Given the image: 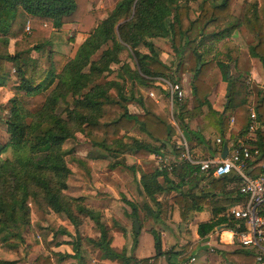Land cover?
Returning <instances> with one entry per match:
<instances>
[{"label":"trees","instance_id":"trees-1","mask_svg":"<svg viewBox=\"0 0 264 264\" xmlns=\"http://www.w3.org/2000/svg\"><path fill=\"white\" fill-rule=\"evenodd\" d=\"M93 1L0 0V87L6 81V64L12 65L17 77L13 87L15 95L9 100L8 115L3 120L8 141L0 146V240L7 245L10 239L23 242L22 233L30 225L31 206H34L45 214L65 215L74 228L79 226L77 216L92 221L99 237L88 242L105 260H119L122 264H159L164 257L166 264H185L186 254L194 250L187 251L186 245L180 253L163 252L160 235L154 231H151L154 258L136 260L127 257L124 251L115 252L100 213L79 204L81 198L65 194L70 165L89 170L96 158H81L75 149L63 146L81 134L91 146L113 158L126 154L136 158L162 157V149L176 131L156 104L148 97L136 96L131 89L128 92L119 73L121 82L97 83L101 76L111 72L112 65L120 64L119 55L125 49L131 53L137 69L132 70L127 65L121 67L130 86L137 84L148 88V80H151L162 87L156 78L175 81L174 73L160 60L152 42L158 38L169 40L178 59V69L184 68L183 54L189 51L188 71L192 73L194 107H207V124L221 136L229 132L230 140L242 139L250 123L248 87L242 77L250 75L251 60L259 61L264 73V11L256 4L245 5L237 18L232 14L236 0H201L199 13L191 20L188 4L199 0H119L105 11L90 10ZM67 24L76 25L78 33L88 35L74 58L53 50L51 39L36 41V31L48 27L58 31ZM240 24L253 39L246 51L226 41ZM27 26L29 32L25 34ZM12 40L13 53H10ZM207 45L215 49L209 60L205 59L203 51ZM103 47L106 49L100 57L93 60ZM141 47L147 52L142 53ZM43 60L45 66H41ZM232 68L238 73L235 78L231 76ZM221 81L227 82L229 88L225 111L218 113L212 109L208 97ZM163 91L168 97L167 91ZM68 97L72 103L64 109L65 117H62L57 110ZM129 102H135L141 112H130ZM28 108L35 111L30 112ZM185 112L186 105L176 103L173 107V116L184 141L190 143L194 139L203 143L201 134L189 129ZM255 115L257 129L253 145L259 154L251 165L254 167L252 174L259 175L264 174V94L255 107ZM136 131L150 142L137 139ZM8 150L13 157L1 158ZM123 165L134 172L132 166ZM138 191L154 203L156 210L145 208L156 223L166 219L167 210L173 205L178 207L181 219L191 222L207 208L210 220L199 223L196 228L200 240L218 228L227 230L237 225L227 215L229 208L242 200L233 175L213 178L179 159L168 167L141 173ZM170 192L175 193L171 200L156 199L157 195ZM123 201L131 208L133 218L138 219L135 204L125 198ZM60 232L69 235L64 230ZM138 236L133 230L134 245ZM73 245L76 252L73 257L77 258V244ZM222 255L228 264H255L253 253L244 249L222 252ZM54 257L57 263L71 258L60 253ZM0 264L16 262L0 260ZM33 264L54 263L51 257H38Z\"/></svg>","mask_w":264,"mask_h":264},{"label":"rangeland","instance_id":"rangeland-1","mask_svg":"<svg viewBox=\"0 0 264 264\" xmlns=\"http://www.w3.org/2000/svg\"><path fill=\"white\" fill-rule=\"evenodd\" d=\"M119 0H94L91 3L90 10L105 11L112 8ZM201 0L197 2H190L189 17L194 20L199 13V5ZM256 4L258 9L264 11V0H236L232 5V14L240 18L245 5ZM43 31H36V41H47L51 39L52 49L63 53L69 58H74L80 45L86 40L84 36L82 38L77 36V28L74 24L64 25L58 31H52L49 27L43 28ZM28 26L25 28L24 33L28 34ZM81 34V33H79ZM84 35V34H82ZM86 35V34H85ZM226 41H232L242 51H246L248 46L253 43V39L242 27V24L231 34L230 39ZM160 60L170 67L172 73H174L176 83L180 84L184 92V98L178 104L186 105L187 112L184 113L185 119L189 128L195 130L200 129L202 131L203 144L191 141L185 143L181 131L179 130L176 117L173 116V106L170 104L168 97L165 95L164 89L155 81L148 80V88H141L139 85L130 84L126 81L127 75L122 71L123 65L129 66L130 69L136 70L135 61L131 57V53L128 49L123 50L120 55V64L112 65L111 72L101 76L97 83H106L109 81L121 82V79L117 73L123 76L124 88L129 92L131 89L135 95L143 98L151 99L164 117L171 123L175 129L176 135L172 140L167 142V145L162 149L161 156H150L145 158H136L130 154L113 158L107 153L98 150V148L90 145L89 141L77 134L74 140H69L64 144V149H75V153L82 157L92 156L96 159L93 160L89 166V170L77 169L70 165L71 175L68 179V189L66 195L81 200L78 202L81 205H86L93 210L97 211L101 215V223L105 225L109 230V237L111 239V248L117 252H125L127 257L136 258V248L138 244L134 245L133 242V230L134 223L131 215V208L123 201L126 200L132 202L136 206L138 225L140 227L139 236L144 232L150 230L158 233H164V240L167 246H165V252L172 251L174 253H180L184 250V246L187 245V251L193 249V252H188L185 256V264H193L190 262L192 258L195 259L194 253L202 256V252H197L196 247L200 248V239L195 237L194 224L197 219L201 220L209 216V210L205 208L203 214L195 216L194 220L186 221L179 217V210L176 205L170 206L167 210L166 219L156 223L155 220L146 211L147 207L151 210H156L154 203L150 202L144 196L139 195L138 191V178L141 173H151L158 167H168L170 164L183 159V156L189 155L191 159L206 160L208 159L206 151L212 149V141L216 138V133H212L209 125L207 124L206 115L208 114L207 107L195 109L194 97L191 91L192 73L188 71V56L189 51H185L183 54L184 68L178 69V59L175 56L170 42L168 39H153L152 40ZM14 41L10 42L9 52L13 53ZM103 47L95 56L93 60H97L101 52L105 50ZM142 53H146V49L140 48ZM204 57L206 60L211 59L215 54V49L209 45L203 48ZM35 56V55H34ZM253 60H251L252 62ZM254 63L258 67L260 78H257L259 83L256 84L252 80V64L250 66L251 71L249 76H243L242 79L248 87V108L254 109L259 103L264 89L261 88L264 73L262 65L259 61L255 60ZM41 66H45V60L42 61ZM40 66V67H41ZM5 83L0 87V146L4 145L8 141V134L3 120L8 115L9 100L15 95L13 87L17 84V77L10 63L5 65L4 69ZM231 76L237 77L238 73L232 68ZM170 80V79H169ZM174 81V82H175ZM150 83V84H149ZM224 82H220L216 87L212 88V91L208 97L210 104L219 108L222 112L225 111L227 106L226 95H220V86ZM227 83V82H226ZM223 91V89H221ZM153 94V96L151 95ZM72 103L70 97L66 98L65 102L59 105L57 112L64 115V109ZM128 109L132 113H140V109L135 102L128 103ZM30 112L35 111L34 108H28ZM134 136L137 139L150 142L149 139L140 132H134ZM218 138L220 136H217ZM221 139V137H220ZM13 153L8 150L1 158L11 159ZM140 163H138V162ZM119 163L120 165H118ZM132 166L134 172L126 169L123 164ZM174 181H177L173 178ZM161 181V180H160ZM175 193L170 192L167 194L157 195L156 199L160 201H169ZM74 206L76 204H73ZM169 207V206H168ZM79 226L74 228L71 222L65 215H55L52 213L45 214L40 212L36 207L31 206L30 225L22 233V241L19 242L14 239L8 241L11 245H16L15 248H11L7 244L0 240V260L16 262V264H33L38 257H51V261L54 264H122L121 261H109L102 257V253L95 249L88 241L98 239V229L92 221L83 217L77 216ZM64 230L69 235L62 234L60 231ZM60 232V233H59ZM151 234V232H150ZM160 239L163 241L162 235ZM150 241V242H149ZM161 241L162 248L164 249L163 242ZM73 243L77 244L78 256L73 257L76 252L73 250ZM58 245V246H57ZM154 243L152 236L143 237L141 241L140 251L138 255L146 251L150 252L153 249ZM163 251V252H164ZM60 253L64 256L71 258L66 259L64 262L57 263L54 254ZM144 254V255H145ZM79 258V259H78ZM152 259V258H145Z\"/></svg>","mask_w":264,"mask_h":264},{"label":"built area","instance_id":"built-area-1","mask_svg":"<svg viewBox=\"0 0 264 264\" xmlns=\"http://www.w3.org/2000/svg\"><path fill=\"white\" fill-rule=\"evenodd\" d=\"M155 80L167 91L172 106L174 102L183 100L184 92L180 84L165 78ZM249 121L246 135L231 142V149L225 159H221L220 155L206 160L191 159L187 153L183 160L213 178L233 175L237 179L242 200L227 211V215L237 222L234 228L227 231L230 233L232 244L253 253L255 264H264V174H252L254 167L251 165L259 154L253 145L257 129L254 109H250ZM230 123L233 124V118ZM216 142L220 143V140ZM194 261L193 258L190 260L191 263Z\"/></svg>","mask_w":264,"mask_h":264},{"label":"crops","instance_id":"crops-1","mask_svg":"<svg viewBox=\"0 0 264 264\" xmlns=\"http://www.w3.org/2000/svg\"><path fill=\"white\" fill-rule=\"evenodd\" d=\"M74 26H76V25H74ZM77 36L80 37V38H82L84 36V38H86V39L88 37V35H85V34L82 35V34H79V33H77ZM255 62H256L255 60H253L251 62L252 67H253V71H252L251 77H252V80L256 84H258L259 81H258L257 78H260V74L258 72L257 65L254 64ZM228 88H229L228 83L224 82L220 86L219 94L223 95V96L226 95V97H227ZM261 88L264 89V78H263V82H262ZM221 89H223V91H221ZM210 102H212V101H210ZM211 106H212V109H214V111H216L218 113H223L219 108L215 107L213 104ZM251 109H253V108H251ZM189 121H191V120L188 119L187 122H189ZM209 127L211 129L210 131L212 133H216V135L220 136L221 139H220V137L218 138L216 136L215 140L212 141V149H210V150L207 149V151H206L208 159L209 158H217L219 155L221 156L224 145H227V149L229 151L231 149V146H232L231 142L233 141V140H230V133L229 132H227L224 136H221V135H219V133L215 132V130H214V128L212 126L209 125ZM229 127L230 128L232 127L231 123H229ZM189 129L191 131L198 132L199 134L202 133V131L200 129H195V130H193L191 128H189ZM201 136H202V134H201ZM217 140H220V143H217L216 142ZM192 141H194L195 143L197 142L194 139ZM203 143H201V144H203ZM138 163H140V162H138ZM201 214H203V213H201ZM197 216H199V214ZM209 220H210V215L207 216L204 219H201V220L197 219L195 221V224H194L193 228H194V234H195L196 238H198V236L196 234L197 225L199 223H201V222H207ZM151 231L152 230H150L148 233L144 232V233H142V235L140 237H138V244H137V248H136V251H135L136 258H137L136 260H143L145 258H154L155 257L156 252H155L154 246H153V249H151L150 252L146 251V254L144 252H142L141 254L138 255V251H140V247H141L142 238L143 237H147L149 239V236H152L150 234ZM160 235H162V238H163V241L162 240L161 241L163 242L164 249L162 248V245H161V248H162V251H164L165 250V246H167V244L165 243V240H164V233H161ZM152 239H153V237H152ZM153 243H154V239H153ZM207 244H209V246ZM199 245H200V248L196 247L197 248L196 251L197 252H202V256H200L199 254H195L194 253L195 259L194 258L193 259L195 261H194L193 264H228L226 262V260L224 259L223 255H222V252L232 253L234 251L240 250V248L236 244H232V240H231V236H230L229 231H227L226 229L222 230L221 228L216 229L206 239L200 240ZM211 249H212V251H211ZM159 264H166V261H165L164 257L160 258Z\"/></svg>","mask_w":264,"mask_h":264},{"label":"water","instance_id":"water-1","mask_svg":"<svg viewBox=\"0 0 264 264\" xmlns=\"http://www.w3.org/2000/svg\"><path fill=\"white\" fill-rule=\"evenodd\" d=\"M227 154H228L227 145H224V146H223V150H222L221 159H225L226 156H227ZM133 223H134V233H135L136 235H138L139 232H140V227H139V225H138V221H137L136 219H134V220H133Z\"/></svg>","mask_w":264,"mask_h":264}]
</instances>
